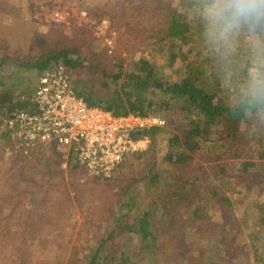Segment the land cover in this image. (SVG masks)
Instances as JSON below:
<instances>
[{"label": "trees", "instance_id": "trees-1", "mask_svg": "<svg viewBox=\"0 0 264 264\" xmlns=\"http://www.w3.org/2000/svg\"><path fill=\"white\" fill-rule=\"evenodd\" d=\"M109 1L100 0L101 4ZM174 4L177 10L171 14L168 24L162 27L156 24L151 36L141 33L125 40L120 35L122 47H128V64V59L122 61L118 56L101 61L103 44L88 29H80L75 36L41 34L35 20L21 15L25 11L23 0H0V114L12 109L15 95L29 93L48 68L60 65L70 77L77 96L90 106L117 114H153L165 120V128L149 133L152 144L147 152L126 159L109 179H88L91 188L106 181L108 187L116 183L119 190L115 204V199H111L96 208L101 209L103 219L114 208L117 214L122 212V207L128 211L121 219L117 215L116 219H110V230H102L104 225L99 222L102 218L94 220L96 211L91 210L88 227L91 226L89 240L94 243V252L86 254L85 259L94 255L105 264H166L169 260L170 264H190L188 254L181 262L184 252L162 241L163 232L155 227L166 220L158 218L161 216L156 212L145 211L142 201H138L148 187L174 178L177 198L185 199L190 208L185 230L188 229L192 239L211 244L210 264H231L233 259L246 264H264V205L260 200L264 194L259 190L264 179V48L259 54L245 48L222 69L221 63L204 57L203 52L195 54L193 41L187 37L192 27L202 31L204 24L196 17L200 9L194 10L191 1L176 0ZM75 6L81 9L80 3ZM4 17H11L13 24L2 23ZM235 33V40L240 43L243 38L256 37L264 47V24L251 29L241 23L225 31L224 45L231 42ZM162 51L170 52L163 58ZM243 160L248 161L251 178L241 185L243 174L239 162ZM3 163L6 161L0 158V171ZM75 174L78 175L77 170ZM2 183L0 222L16 224L18 218L23 219L18 210L25 212L26 208L29 221L21 225L25 230L17 240L19 244L12 240L9 244L3 242L7 249L0 253V264H37L36 260L47 255L31 234L40 226L46 228L45 232L55 230L52 226L65 216L61 200L62 195L66 197L63 190L67 186L60 182L63 190L53 194L47 186L30 180L26 189L35 199L31 196L26 206H20L22 192H17L22 182L18 173ZM132 186L133 196L128 202H122L124 193ZM72 192L73 206L79 210L83 191L73 188ZM214 197H221L219 204H210ZM37 209L39 214L35 212ZM36 214L40 221L33 228L31 222ZM234 216L249 222L243 231L248 241L240 245L233 243L229 250H223L219 246L225 237L221 236L230 228L228 220ZM126 224L131 235L128 239L135 243L133 257L127 250L119 252L114 248L115 239ZM215 238H220L219 242Z\"/></svg>", "mask_w": 264, "mask_h": 264}, {"label": "rangeland", "instance_id": "rangeland-1", "mask_svg": "<svg viewBox=\"0 0 264 264\" xmlns=\"http://www.w3.org/2000/svg\"><path fill=\"white\" fill-rule=\"evenodd\" d=\"M10 1V0H9ZM23 0V5L25 6V11L21 13V15H25V18H30L35 20L39 25V31L41 34H45L47 32L53 33H64L70 36H75L80 29L86 28L84 24V18L80 12L84 11L89 16V18H93L94 20L100 19H108L112 25V27L118 32V37L120 41V35H124L125 40L129 36L131 39L135 36V34H144L151 36L154 32L153 30L157 28V26H166L168 24L169 18L171 14L177 10V5H175L176 0H110L107 4H101L100 0ZM191 1L193 3V9L199 10L196 13V17L204 24L202 26V31H200L199 27H192L189 30L187 37L190 41H193L194 53L203 52V56L210 59L213 58L217 62L221 63L222 69L226 68L230 62H232L234 57H237L238 53L241 52L245 48H251L253 53H260L263 51V44H260L256 37L252 38H243L241 43L235 40L237 33L233 34L234 37L230 40L231 42L227 45L225 44V39L223 37L225 30H222L214 25L212 20L209 18L210 5L212 0H181L182 3H187ZM80 3V10L75 6V4ZM203 6H201V5ZM180 6V5H178ZM5 18V19H4ZM2 23L7 26H11L13 24V19L11 17H4ZM157 24V26H156ZM200 31V32H199ZM125 32V33H124ZM220 32V34H218ZM92 34V33H91ZM174 33L172 36H176ZM160 38L163 35H159ZM129 39V38H128ZM99 40V39H97ZM101 41V40H99ZM103 44V43H102ZM121 44V42H120ZM122 46V44H121ZM128 47H122L126 52L128 51ZM164 47H162L163 49ZM164 50V49H163ZM170 52V51H169ZM168 51H162L163 58H166ZM237 55V56H236ZM128 56V55H127ZM117 56H112L108 54L105 46L103 44V53L101 54V61H106L110 58H114ZM118 58V57H117ZM260 58V57H258ZM128 59V57H127ZM263 60V59H262ZM129 64V59H128ZM6 71V68L2 69ZM34 87V85H33ZM32 87V88H33ZM28 92H31V90ZM29 89V88H28ZM22 92V90H19ZM20 94V93H19ZM13 108V106H12ZM264 128V125H263ZM263 130V129H262ZM74 157L72 159V165L69 171V190L64 191L66 194V199L70 204H62L61 211L65 212L64 214H70L71 218H59L58 223L52 226V228L58 227V231H49L45 232L42 226L37 227L33 237H37L36 235H40L41 238H47L50 236L49 241H41L36 242L39 247L45 250V254L47 257L40 258V261H37V264H105L98 257L92 255L91 258L85 259L86 254H90L94 252L93 242L89 240L92 237L90 233L91 226L88 227L90 223L88 220V216L91 213V210H95L94 212V220L95 218H102V211L97 210L99 205H106L108 201L111 199H115L113 204L118 201L116 194L119 195V191L117 189L116 183H112L111 187H108L106 181H102L94 185L93 188L90 185V182L87 183L86 180L84 183H79V177L76 176V165L74 164ZM240 163L239 169L242 172L241 177V185L248 183L250 181V172L251 169L248 166V161L243 160ZM30 165V164H29ZM51 160H45L44 163H34L30 165L27 172L31 176H37L35 173L36 170L49 168L51 166ZM147 168V167H144ZM3 171L5 168H1ZM46 174V169H44ZM24 174V171H21ZM73 173L74 175H72ZM45 175L44 180H50L49 183H40L43 186H47V190H54V192H60L59 182L54 183L52 179L48 178ZM157 175H154V178H157ZM173 177L175 175L173 174ZM35 180V179H33ZM43 180V181H44ZM94 180V179H89ZM175 179L171 180L170 178L164 181H160L159 183H155L153 186L148 187L138 198L139 203L142 201L144 206L141 207L150 213L156 212L161 217L166 220V222H162L161 226L155 227L160 230L162 233V241L167 243V245L176 248L180 252H184V258L180 260L181 262L185 259L188 254L190 264H210V245L205 242L197 241L192 239V236L188 233V229H186L188 225V220L186 214L189 213L190 208L188 207V203L181 199H178L176 196ZM66 183H64L65 185ZM67 185V184H66ZM259 190L264 194V179L260 181ZM73 188H76L79 192L83 191L82 208L76 210L73 206ZM94 189V191H92ZM134 186L130 187L121 198L122 202L126 203L134 194ZM61 193V192H60ZM198 196V195H196ZM219 196L221 194L219 193ZM264 196L260 197L261 202L264 205ZM221 197L211 198L212 205L219 204V200ZM20 199V206H24V202L22 197ZM117 199V200H116ZM185 202V203H184ZM192 202H189L191 205ZM93 205V206H90ZM90 206V207H88ZM101 206V208L103 207ZM156 208V211H153V207ZM13 208H11L12 210ZM128 209L126 207H122V212L119 214L116 213L115 208L111 210L107 215L102 218L101 227L102 230L111 229L110 219L116 217V215L121 219L124 214H127ZM36 212V210H35ZM37 213V212H36ZM101 213V214H100ZM232 214H229L230 217ZM233 216V215H232ZM65 217V216H64ZM92 218V217H89ZM10 219V218H9ZM70 220L69 225H67V220ZM116 219V218H114ZM11 220V219H10ZM21 220L18 218V221ZM16 222V224H11L7 221L4 223L0 222V253L4 252L7 249L5 244H9L11 240L13 242L17 241L22 232L25 230L21 225L27 221L28 218L24 217L20 222ZM231 226L229 229L224 230V233L221 237H225L221 245L217 244L221 249H228L231 247V244L237 243L238 245L242 243H246L248 238L246 233L243 232L245 227L248 226L249 222H245L244 217L234 216L231 220ZM13 223V222H12ZM38 224V220L36 218L32 219L31 225L35 228V225ZM163 224H166L165 227H162ZM162 227V228H161ZM7 229V230H5ZM100 229V230H101ZM107 230L104 232V235H107ZM128 224L124 225L122 228V232L117 239H115V249L119 252L122 250H127L129 256H134V241H129L128 237L131 235ZM133 237V236H132ZM38 238V237H37ZM216 239L215 242H219V239ZM3 240V241H2ZM5 241V242H4ZM3 242L5 244H3ZM17 244L19 242L17 241ZM219 247H215V249H219ZM214 249V250H215ZM183 254L181 256H183ZM11 257L14 254H10ZM53 255V256H52ZM58 255H62V258H59ZM51 257V258H50ZM13 258V257H12ZM171 260L166 264H170ZM231 264H246L245 262H237L235 259L232 260Z\"/></svg>", "mask_w": 264, "mask_h": 264}, {"label": "built area", "instance_id": "built-area-1", "mask_svg": "<svg viewBox=\"0 0 264 264\" xmlns=\"http://www.w3.org/2000/svg\"><path fill=\"white\" fill-rule=\"evenodd\" d=\"M80 14L107 53L127 61V52L110 21L87 19L84 11ZM12 101L13 108L0 114L4 155L31 160L48 146H55L60 151V161L54 171L67 176L74 157L81 184L88 179L111 178L126 159L150 149L151 131L166 127L165 120L153 114H117L90 106L77 96L60 65L48 68L32 92L17 94Z\"/></svg>", "mask_w": 264, "mask_h": 264}, {"label": "crops", "instance_id": "crops-1", "mask_svg": "<svg viewBox=\"0 0 264 264\" xmlns=\"http://www.w3.org/2000/svg\"><path fill=\"white\" fill-rule=\"evenodd\" d=\"M0 152H1V156L0 158H2L3 160L6 161V163H3V168H5L4 171H0V184H1V189L4 190V182L5 180H7L8 177H10L12 174H14L15 172L18 173V178L20 180V184L19 185V189H18V192L17 194H22V199H23V202L25 204V206L32 200V199H35V197L31 194L30 190L29 189H26L27 188V183L32 180V181H37L38 183H49L51 182L50 180H47L45 181L44 180V176L47 175L45 170H47V168H44V169H40V170H36L35 173L37 174V176H31L28 172H27V169H29L30 165H33V162L38 164V163H44V161L47 159V160H51V163L52 165L49 166L47 172L49 173L47 176L48 178L52 179V182L53 184L54 183H57V182H61L63 183H66L65 185L67 186V190L65 189V191L68 192L69 190V182H68V179L69 178V171H68V174L67 176H61L59 174H57L55 171H54V167L59 163L60 161V151L58 148H56L55 146H48L42 153L38 154L37 156H35L33 159L31 160H25L23 159V157L21 156H14L13 158H9V157H6L3 153V148L1 147L0 148ZM30 164V165H29ZM7 169V170H6ZM21 171H24V174H22ZM20 175V176H19ZM79 177V175H77ZM35 179V180H33ZM44 180V181H43ZM24 189H23V188ZM22 189V191H21ZM59 190H63L62 187H60ZM3 193V192H2ZM14 194V192H12ZM52 193L55 194L54 190H52ZM63 193H64V190H63ZM31 196L33 197L31 199ZM63 196V199L61 200L62 202H65L66 204L69 202L65 195H62ZM65 197V198H64ZM69 204V203H68ZM37 206V205H35ZM8 207V205H7ZM7 209V208H6ZM27 209V210H26ZM25 209V212L28 213L29 210L28 208ZM8 210H11L10 207H8ZM12 211V210H11ZM20 213H22V216L23 218L26 217V213L23 212L22 210H18ZM39 214L40 210L37 209L36 210ZM35 215L34 217L38 220V222L40 221V217H37L38 215ZM64 218H69V214L65 215ZM67 225H69V219L67 220ZM54 229V228H52ZM55 231H58V227L55 228ZM32 236H34V234H31ZM37 237H33L34 238V241L35 242H41V241H49L51 239L50 236L47 238H41L40 235H36Z\"/></svg>", "mask_w": 264, "mask_h": 264}, {"label": "clouds", "instance_id": "clouds-1", "mask_svg": "<svg viewBox=\"0 0 264 264\" xmlns=\"http://www.w3.org/2000/svg\"><path fill=\"white\" fill-rule=\"evenodd\" d=\"M209 18L225 31L241 23L255 29L264 24V0H212Z\"/></svg>", "mask_w": 264, "mask_h": 264}]
</instances>
